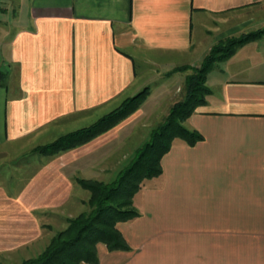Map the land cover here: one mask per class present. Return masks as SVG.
Segmentation results:
<instances>
[{
	"label": "crops",
	"instance_id": "0c3cea01",
	"mask_svg": "<svg viewBox=\"0 0 264 264\" xmlns=\"http://www.w3.org/2000/svg\"><path fill=\"white\" fill-rule=\"evenodd\" d=\"M263 3L0 0V155L33 131L53 137L65 125L89 126L137 94L145 77L133 53L164 73L197 65L214 41L262 26ZM208 21L213 33L200 42ZM215 65L206 75V103L185 123L202 140H173L162 173L133 196L138 216L117 224L129 249L109 251L99 242L98 264H264V34ZM126 124L51 159L19 195L24 202L0 188L3 241L20 247L38 240L32 196L58 219L79 179L104 178L110 164H120L117 137ZM26 215L38 230L32 237L20 224Z\"/></svg>",
	"mask_w": 264,
	"mask_h": 264
},
{
	"label": "trees",
	"instance_id": "16d2710c",
	"mask_svg": "<svg viewBox=\"0 0 264 264\" xmlns=\"http://www.w3.org/2000/svg\"><path fill=\"white\" fill-rule=\"evenodd\" d=\"M261 34H264V28L228 39L224 45L212 49L204 57L200 68L186 78L182 99L171 106L164 121L152 131L150 140L112 182L106 184L79 179V184L90 193L87 203L92 205L91 211L79 213L71 219L67 229L53 237L40 256L23 264H98L96 245L99 242L109 251L128 250L129 246L116 225L138 216L133 206V196L141 187V182L162 173L161 159L174 139L180 138L190 146L202 140L197 130L185 127L183 122L198 106L206 103L209 93L205 83L207 73L217 61L228 57L238 46ZM148 93L149 90L143 88L91 125L68 133L38 150L54 153L88 142L128 116Z\"/></svg>",
	"mask_w": 264,
	"mask_h": 264
},
{
	"label": "rangeland",
	"instance_id": "374dc122",
	"mask_svg": "<svg viewBox=\"0 0 264 264\" xmlns=\"http://www.w3.org/2000/svg\"><path fill=\"white\" fill-rule=\"evenodd\" d=\"M212 25L213 23H211V21H208L206 23L205 29L201 34L200 42H204L206 39L208 40L211 37L213 33L211 30ZM262 28H264V3L262 4V26L252 27V29L247 33H253ZM247 33H242L237 36L226 37L224 39L214 41L204 51V55H202V60L198 59L200 63L196 65L194 62H187L182 65H178L177 67H174L173 69L168 71V73H164L160 66L153 67L150 64H145V62H143L141 59L143 54L133 53L132 56L136 60L138 76L142 77L144 75L143 77H145V85L142 86L140 91L143 88H147L149 92L153 95L155 94V96L152 99L146 96L147 99L145 98L135 110L130 112L128 116L121 119L119 122L114 124V126L112 125L111 128L109 126L108 130H112L113 127L120 125L121 123L122 125H124L128 123V121H130V123L126 124L127 128H123V131L126 129L128 130L125 133L123 132L122 134H120L119 137H117V140L122 141L119 147L122 151L118 152L117 155H122L123 159H120L119 157L121 161L120 164L119 162H116L115 165L110 164L107 167L108 174L107 176L104 175V178L96 179V176H91L86 180H96L106 184L112 182L118 176V174L122 170H124L130 164V162L138 155L141 147L147 141L150 140V135L152 131L164 121L165 117L169 113V109L171 108V106L178 100L182 99L184 95V85L186 78L189 75L195 73V71L200 68L204 57L211 53L212 49L224 45L228 39L239 37ZM181 59L184 60L185 58L183 57ZM186 60L187 59H185V61ZM215 64L214 66H216ZM120 104L116 107L109 109L107 113L116 109L118 106H120ZM145 105L149 109L153 108L152 110H154L155 113H145ZM138 111L140 112L138 113ZM104 115H102L101 117H103ZM101 117H93L91 122L94 123ZM185 123L186 120L183 122V125L187 127ZM61 130V133H59L58 135H53V137L52 135H50V133L37 135L35 131H33L30 135L22 137L19 142L17 141L10 143L11 148L10 151H8L9 153L0 155V188L5 190L6 195L12 198L16 196L19 197V195H22L25 186L29 184L30 180L32 181L36 173L43 166H45V164L50 162L51 159L55 158L58 154L60 155L66 152V150H69H60L54 153L40 152L38 150V148L40 149L43 146H46L47 144L56 141L60 137L68 135V133L75 131H71V129L66 125ZM100 135L103 134L99 133L96 136L97 138L94 137L96 138L95 140L93 138L88 142H91V145L93 146L94 143L96 144L102 139L100 138ZM91 152L93 155H97L96 157L99 156V153H102H97V151L94 150ZM114 160L115 156L114 158H112V162H114ZM146 179L148 180L150 178H145L140 185L145 183ZM140 191L138 192V195ZM89 194V191L83 188L81 185H78V187L76 186L68 200L65 202V206H60V210L62 211V213H64H59L58 219L55 218L54 213L56 212H54L51 207H39L40 203H37L35 197L32 196V198H30L28 202L34 208L32 212L34 214L35 220L38 222L39 225L40 235L38 237V240L33 244L31 243L32 245L28 243L25 246L15 247L16 245H14L11 240V244L7 243L6 241H3V235H5V228H0V264H23V262H29L33 259H36V257L40 256L49 246L52 238L58 236L67 229V227L70 225L69 221L71 219L75 218L79 213H88L91 211L92 205L90 206L87 203ZM19 199L21 200V202H24V199H21L20 197ZM82 200H84V202H82ZM137 205H139V202ZM23 217H26L28 219L26 221L21 219V223H18H27L29 225V229H27L28 237H32L33 235L37 234L38 230L35 229L36 226L34 225V222L32 221L31 217L29 215ZM15 237H17L16 234L14 237H12L15 240L12 241H17Z\"/></svg>",
	"mask_w": 264,
	"mask_h": 264
}]
</instances>
